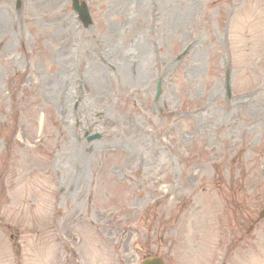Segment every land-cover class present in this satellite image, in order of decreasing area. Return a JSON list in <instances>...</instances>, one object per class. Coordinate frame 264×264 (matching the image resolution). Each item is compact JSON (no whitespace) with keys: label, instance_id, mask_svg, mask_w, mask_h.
<instances>
[{"label":"rangeland","instance_id":"374dc122","mask_svg":"<svg viewBox=\"0 0 264 264\" xmlns=\"http://www.w3.org/2000/svg\"><path fill=\"white\" fill-rule=\"evenodd\" d=\"M84 1L92 27L82 26L70 0H0V264H63L75 246L77 264H118L116 248L126 264H138L154 250L147 229L132 235L136 246L131 239L115 245V235L124 224L138 225L144 214L136 207L145 201L136 204V196L154 189L143 181L154 174L171 179L167 205L181 195L187 212L202 206L210 214L203 217L220 218L210 240L222 260L232 238L228 206L214 191L212 171L205 184L196 175L199 164L209 170L212 158H229L233 143L242 185L254 173L245 179L252 189L237 197L264 207L256 173L264 168V0ZM140 37L149 76L138 82L124 78L119 61L123 55L137 65ZM93 134L98 140L88 141ZM133 174L140 176L128 181ZM71 233L82 240L71 245ZM250 237L235 252L264 264V235L258 244ZM183 239L156 249L176 263L166 249ZM101 251L109 261H99Z\"/></svg>","mask_w":264,"mask_h":264},{"label":"bare ground","instance_id":"6f19581e","mask_svg":"<svg viewBox=\"0 0 264 264\" xmlns=\"http://www.w3.org/2000/svg\"><path fill=\"white\" fill-rule=\"evenodd\" d=\"M5 22L0 23V29L4 28ZM144 38L140 37L136 39V41L134 42V46H133V53L136 55V58L138 59V63L136 66H134V64H132V66L128 65L131 64L126 57H124L123 55H121L120 58V63H121V68L123 71V75L124 78H130L133 81H144V79L146 77L149 76V74H147L148 69L146 67V65L143 63V61L145 60V56L147 54V43L144 42ZM95 79L97 81H100L97 77H95ZM80 160V164L81 167H79V170L76 171L77 173H79L82 170V165H84L85 163V158L81 157Z\"/></svg>","mask_w":264,"mask_h":264},{"label":"water","instance_id":"95a60500","mask_svg":"<svg viewBox=\"0 0 264 264\" xmlns=\"http://www.w3.org/2000/svg\"><path fill=\"white\" fill-rule=\"evenodd\" d=\"M73 5L76 6L77 5V0H73ZM79 11V15L83 21L84 26L88 25V18H87V13L84 7H80L78 8Z\"/></svg>","mask_w":264,"mask_h":264},{"label":"flooded vegetation","instance_id":"af4514ba","mask_svg":"<svg viewBox=\"0 0 264 264\" xmlns=\"http://www.w3.org/2000/svg\"><path fill=\"white\" fill-rule=\"evenodd\" d=\"M148 229L150 230V233H151V231H153L151 227H149ZM155 229H156V228H154V232H153L154 235H156V231H155ZM105 233H106V235H107V231H106V230H105ZM107 236H108V235H107ZM155 244H156V243H155V239H150V246H151V245H155Z\"/></svg>","mask_w":264,"mask_h":264}]
</instances>
